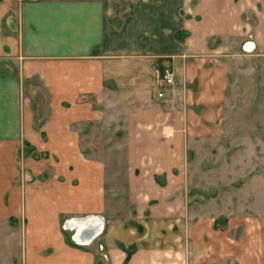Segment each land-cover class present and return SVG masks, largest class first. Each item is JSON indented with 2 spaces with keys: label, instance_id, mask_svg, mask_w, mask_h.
<instances>
[{
  "label": "crops",
  "instance_id": "obj_1",
  "mask_svg": "<svg viewBox=\"0 0 264 264\" xmlns=\"http://www.w3.org/2000/svg\"><path fill=\"white\" fill-rule=\"evenodd\" d=\"M263 25L264 0H0V264H264L253 216L219 223L187 179L222 135L225 54L264 46ZM100 127L131 178L123 211L106 207V159L80 149ZM89 216L91 240L97 221L70 225Z\"/></svg>",
  "mask_w": 264,
  "mask_h": 264
},
{
  "label": "rangeland",
  "instance_id": "obj_2",
  "mask_svg": "<svg viewBox=\"0 0 264 264\" xmlns=\"http://www.w3.org/2000/svg\"><path fill=\"white\" fill-rule=\"evenodd\" d=\"M253 19L256 23L258 19L260 24L263 22L262 2L257 16L254 18L253 15ZM262 37L264 40V32ZM248 51H251L250 56ZM229 53L231 55L225 54L224 57L230 60V71L223 106L222 135L216 142L200 148L201 153L189 158L188 164L196 173L187 178L191 183V192L188 195L191 204H218L221 208L219 213L224 214L219 217V223L227 222L228 218H245L249 213L259 230L256 234L257 244L262 248L264 247V46L259 48L256 46L248 50L243 45L241 49H232ZM29 88L36 117L41 120L38 116L44 113L38 111L43 108L47 96L36 83L30 84ZM86 128L89 133V126L83 129ZM110 130L112 133L113 129ZM110 130L107 127L105 129L100 127L96 128L95 133L90 134L91 139L80 137V149L82 153L96 159L100 158V162L106 159L109 176L103 179L106 188L110 190V196L116 198L113 204H106V207L123 211L126 204L129 207L131 198L127 193H113V191L118 185L129 187L131 178L124 174L118 175V169L120 168L121 171L126 166L123 162L124 157L112 151L113 149L107 151L111 145H106L103 137H108ZM119 148L116 146V149ZM200 171L204 173L200 174ZM122 172H125V169ZM155 179L157 183L165 184V175ZM140 193L137 192V198L141 197ZM177 195L182 194L177 193ZM158 196L157 192L152 193L151 200L149 196L144 200L150 201L148 204H157ZM68 221L64 222V225ZM243 228L242 226L239 230ZM106 255L100 253L101 262L108 259ZM98 259L99 256L96 257L97 261Z\"/></svg>",
  "mask_w": 264,
  "mask_h": 264
},
{
  "label": "built area",
  "instance_id": "obj_3",
  "mask_svg": "<svg viewBox=\"0 0 264 264\" xmlns=\"http://www.w3.org/2000/svg\"><path fill=\"white\" fill-rule=\"evenodd\" d=\"M161 77H162V84L164 86H172L174 83V74L172 69L170 68L169 64H164L162 67V72H161ZM159 96H162V93H159ZM69 222V221H68ZM102 223V221H101Z\"/></svg>",
  "mask_w": 264,
  "mask_h": 264
},
{
  "label": "water",
  "instance_id": "obj_4",
  "mask_svg": "<svg viewBox=\"0 0 264 264\" xmlns=\"http://www.w3.org/2000/svg\"><path fill=\"white\" fill-rule=\"evenodd\" d=\"M86 220H92V221H97L98 223L97 224H95L94 226V229H96L97 230V232H96V230L95 231H93L92 233L94 234V235H92V237H91V239L95 236V235H97L98 234V232L100 231V228H101V219L100 218H96V217H92V216H89V217H86V218H83V219H80V220H73V221H71V223H70V225L71 226H75L76 227V229H77V227H78V224L79 223H82V221H86ZM101 223V224H100ZM76 233H77V230H76ZM76 233L74 234V238L76 237ZM90 239V240H91ZM78 242H80V243H83V242H81L80 240H78V239H76ZM90 240H88V242L90 241ZM87 242V241H86Z\"/></svg>",
  "mask_w": 264,
  "mask_h": 264
},
{
  "label": "bare ground",
  "instance_id": "obj_5",
  "mask_svg": "<svg viewBox=\"0 0 264 264\" xmlns=\"http://www.w3.org/2000/svg\"><path fill=\"white\" fill-rule=\"evenodd\" d=\"M89 222H92V220L82 221V223H79V224L82 225L83 227H84V226L87 227L86 225H87ZM94 222H96V221H94ZM79 224H78V225H79ZM100 224H101V223H100ZM85 227H84V228H85ZM95 230H96V229H95ZM95 230H91V231L88 233V235H87L88 237H87V238H90V239H91L92 235H94V234L97 232V230H96V232L94 233L93 231H95ZM92 232H93L94 234H93Z\"/></svg>",
  "mask_w": 264,
  "mask_h": 264
}]
</instances>
